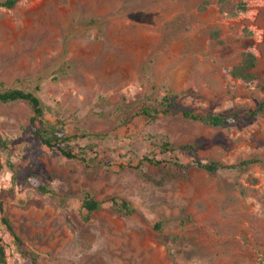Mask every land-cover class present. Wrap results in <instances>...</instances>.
Listing matches in <instances>:
<instances>
[{
  "label": "rangeland",
  "instance_id": "obj_1",
  "mask_svg": "<svg viewBox=\"0 0 264 264\" xmlns=\"http://www.w3.org/2000/svg\"><path fill=\"white\" fill-rule=\"evenodd\" d=\"M246 50L259 73L249 81L230 72ZM6 87L35 92L46 121L63 122L78 155L40 142L27 102L0 103V196L21 240L0 213L6 264H264V110L245 115L264 100V0L0 5ZM164 96L170 113L141 112L166 108ZM183 109L244 119L214 127ZM165 140L174 151L162 152ZM252 157L242 172L193 165ZM27 178L53 191L40 194ZM86 191L102 202L89 220ZM113 195L136 211H114Z\"/></svg>",
  "mask_w": 264,
  "mask_h": 264
},
{
  "label": "trees",
  "instance_id": "obj_2",
  "mask_svg": "<svg viewBox=\"0 0 264 264\" xmlns=\"http://www.w3.org/2000/svg\"><path fill=\"white\" fill-rule=\"evenodd\" d=\"M18 0H0V5L7 8L13 7ZM239 10H245L246 6L242 2L237 4ZM251 41L245 40V45L249 46ZM256 55L251 50H246L243 52L242 58L239 63L235 64L230 72L234 77H238L244 80H254L259 78V73L255 71L256 66ZM22 100L29 104L32 114L29 118V126L31 132L39 137L40 142L51 150H55L66 156L67 158H78V155L73 151L70 146L71 136L67 134L64 124L59 121L57 124L50 123L46 121L44 117V107L39 96L31 91L19 87H6L0 89V103H7ZM165 104L167 105L164 109L150 108L148 106L142 107L141 112L150 117H155L158 113L167 114L170 113L171 107L173 106L172 100L168 96L163 98ZM245 105H239V108H244ZM262 110H264V100H262L258 107L245 115H257ZM182 115L185 118L191 120H198L208 125L219 127L226 124L237 123L243 120L244 117L239 113H211V112H197L193 109H183ZM191 150L194 149L193 145H186ZM0 147H4V141L0 134ZM162 152H172L176 147L171 145L170 141L165 140L161 144ZM154 163H160L159 160L148 159ZM258 161L257 158H245L236 163L227 164L217 160H197L193 163L194 166L206 170L210 173L217 172L221 169H234L236 171L242 172L246 171L252 164ZM174 165L185 166V163L176 161ZM2 168V160L0 157V170ZM26 184L33 187L38 193L46 194L51 193L53 190L50 183H45L40 181V179L30 180L26 179ZM111 201V206L114 211L123 216L132 215L136 208L127 198L113 195L109 198ZM82 207L85 210V220H89L94 211L99 210L102 207V202L96 199L90 191H86L83 196ZM0 213L2 214L1 220L10 230V232L15 236L16 240L21 242L20 237L15 233L11 220L6 214L4 207V202L0 196ZM0 264H6V249L3 244L2 238L0 236Z\"/></svg>",
  "mask_w": 264,
  "mask_h": 264
}]
</instances>
